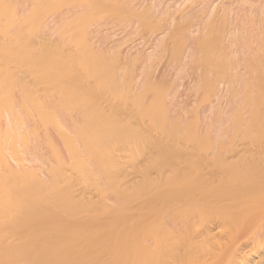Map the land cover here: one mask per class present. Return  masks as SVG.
<instances>
[{"label":"bare ground","instance_id":"bare-ground-1","mask_svg":"<svg viewBox=\"0 0 264 264\" xmlns=\"http://www.w3.org/2000/svg\"><path fill=\"white\" fill-rule=\"evenodd\" d=\"M0 264H264V0H0Z\"/></svg>","mask_w":264,"mask_h":264}]
</instances>
